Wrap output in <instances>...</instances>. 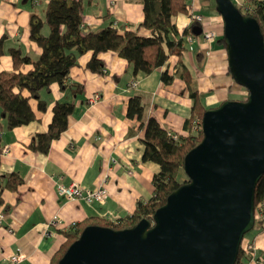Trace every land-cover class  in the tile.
<instances>
[{"label": "crops", "instance_id": "obj_1", "mask_svg": "<svg viewBox=\"0 0 264 264\" xmlns=\"http://www.w3.org/2000/svg\"><path fill=\"white\" fill-rule=\"evenodd\" d=\"M84 1L81 10L83 32L115 24L119 31L137 28V34L150 35V30L138 26L143 14L141 0ZM186 1L187 10L171 18L178 30L191 22L193 13H200L202 31L209 28L216 31L215 38L209 42H205L200 33L190 43L191 49L183 53L201 92V101L206 107H212L223 99H242L246 89L231 77L225 47L218 42L223 33V19L214 7V0ZM233 1L241 7L247 0ZM43 2L45 0H39L40 4ZM33 4L34 0H0V35H5L4 48L18 46L31 58L41 52L36 42L28 38L29 13L33 9L40 10L38 4ZM90 55L91 51L80 54L78 63L69 70L68 82L82 84L81 91L72 93L69 88L61 90L55 82L50 83L49 91H41L47 106L38 114V119L7 129L0 111L1 145L7 147L0 155V174L17 172L23 180L15 190L4 188L1 191L0 264H12L9 256L18 252L22 256L13 264H48L65 241L64 231L71 222L91 216H123L133 211L138 200H145L152 194V174L158 164L141 159L143 129L138 128L136 118H129L125 113L130 95L141 94L143 116L155 117L164 129L169 126L181 135L187 133L183 122L190 115L191 102L182 79L175 77L169 84L160 80L167 64L148 74L141 70L134 73L125 58L112 50H104L98 54L104 71L99 73L86 67ZM175 58L171 55L168 60L169 72H173L171 64ZM29 68L30 64H24L20 70ZM11 69V58L4 51L0 56V70ZM132 81H136V85H132ZM94 93L98 97L90 100ZM59 100L73 102L65 129L50 141L46 153L31 150L27 143L33 134L46 129L51 106ZM72 182L83 187L101 184L107 189L106 201L61 198L56 185ZM242 241H252L253 249L251 255L242 256L240 264H257L256 258L264 260L262 230L251 229L243 235Z\"/></svg>", "mask_w": 264, "mask_h": 264}, {"label": "trees", "instance_id": "obj_2", "mask_svg": "<svg viewBox=\"0 0 264 264\" xmlns=\"http://www.w3.org/2000/svg\"><path fill=\"white\" fill-rule=\"evenodd\" d=\"M84 4V0H46L38 4L40 10H31L28 19V38L34 40L41 50L36 57L31 58L18 46L9 45L4 48L5 35H0V56L4 51L7 52L12 63L10 71L0 70V111L4 118V127L13 129L38 119V114L44 112L47 106L46 100L41 97V91H49V84L52 82L59 85L61 90L69 88L72 93L81 91L82 84L68 82L69 70L78 63L77 57L86 51H91L85 65L92 72H104L103 63L98 57L104 50H112L125 58L134 73L141 70L148 74L154 68L167 64L160 74V80L165 84L172 82L175 77L183 80L184 89L191 102L190 115L183 122L187 133L180 134L178 139H174L168 134L167 129L160 126L155 117L143 116L144 104L140 93L129 96L126 116L136 118L139 122L138 128L143 129V136L140 139L143 144L141 159L158 164V169L152 174L154 186L152 194L145 200H138L133 211L123 216L111 218L91 216L76 222L75 226L64 231L66 239L50 257L48 264H57L68 244L75 240L88 224H102L122 229L135 224L140 218L151 220L153 212L165 202L169 192L187 180V175L182 170L183 157L190 147L201 141L202 130L199 121L202 112L208 108L201 101L196 79L183 58L184 51L188 49L184 44V37L192 33L191 27L199 22L192 20L178 30L171 21L173 15L187 10L186 0H141L143 14L138 26L150 30V35L137 34V28L119 31L115 24L83 32L80 24ZM239 9L242 14L256 18L264 40V0H247ZM218 42L224 45L222 36ZM171 55L176 56L171 64L173 72L168 70ZM24 64H30L31 68L21 71L20 68ZM247 92L246 89L242 99L247 96ZM51 108L52 113L46 129L33 134L27 143L33 151L38 150L42 153L48 151L50 141L65 129L66 119L74 107L72 101L59 100L55 101ZM195 118L199 121L193 127ZM2 127L3 124L0 123V131ZM1 150L0 139V154ZM1 160L2 158L0 163ZM22 181L17 172L0 174V206L3 203L2 189L15 190ZM256 182L253 192L255 220L251 229L257 228L264 232V172ZM244 243L241 239L238 255L233 264H240L244 254L248 256L252 254L253 247L246 250ZM250 243L253 245L252 241Z\"/></svg>", "mask_w": 264, "mask_h": 264}, {"label": "water", "instance_id": "obj_3", "mask_svg": "<svg viewBox=\"0 0 264 264\" xmlns=\"http://www.w3.org/2000/svg\"><path fill=\"white\" fill-rule=\"evenodd\" d=\"M228 71L244 99L202 112V139L183 157L187 180L151 216L116 229L88 224L57 264H233L251 230L254 187L264 172V40L256 18L214 0ZM201 33L199 24L191 27Z\"/></svg>", "mask_w": 264, "mask_h": 264}, {"label": "built area", "instance_id": "obj_4", "mask_svg": "<svg viewBox=\"0 0 264 264\" xmlns=\"http://www.w3.org/2000/svg\"><path fill=\"white\" fill-rule=\"evenodd\" d=\"M38 2H39V0H34L35 4H39ZM190 20L191 21L195 20L196 22L198 21L200 24L203 22L202 15L200 13H196V14L193 13ZM80 25H82L81 28H83V26H84L83 21L81 22ZM201 31H202V29H201ZM201 33H202V39L205 42L212 41L216 36V31H214L212 28H209L208 30L202 31ZM184 38H185L186 45L188 46V49H191L190 43L195 41L196 36L193 33H188L185 35ZM172 71H174V68H172ZM136 83H137L136 81L131 82L132 85H136ZM96 97H98V95L96 93H94V96L90 100H94V98H96ZM197 121H199V120H197V118H195L193 120V125H192L193 127H195ZM199 126H200V121H199ZM167 127L168 128H166V129H167L168 134L172 138L178 139V136L180 134L177 133L172 127L171 128L169 126H167ZM6 150H7L6 146L2 147L0 155L5 153ZM56 191L61 198H64L66 200H75L76 198H81L86 202L104 203L106 201L105 199L108 195L107 189L104 188L103 186H101V184H98L95 187H87V186L83 187L76 182H72L70 184L58 183L56 185ZM53 221H55V219H53L51 221V223ZM73 226H75V222H71L68 227L71 228ZM8 231H12V228H8ZM252 247H253L252 243H250V242L244 243V249L249 250V249H252ZM21 256H22V254L20 252L10 255L9 256V262L13 264L14 262L18 261V259ZM256 263L257 264H264V260L263 259L256 260Z\"/></svg>", "mask_w": 264, "mask_h": 264}, {"label": "rangeland", "instance_id": "obj_5", "mask_svg": "<svg viewBox=\"0 0 264 264\" xmlns=\"http://www.w3.org/2000/svg\"><path fill=\"white\" fill-rule=\"evenodd\" d=\"M236 84H237V85H239L238 83H236ZM208 108H209V107H208ZM200 120H201V119H200ZM181 178H183V176H182V177H180V179H181Z\"/></svg>", "mask_w": 264, "mask_h": 264}]
</instances>
